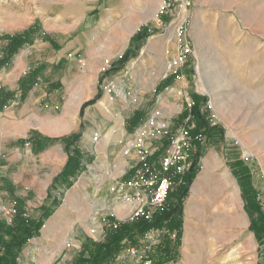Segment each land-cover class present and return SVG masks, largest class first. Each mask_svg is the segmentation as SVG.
Segmentation results:
<instances>
[{"label": "rangeland", "instance_id": "1", "mask_svg": "<svg viewBox=\"0 0 264 264\" xmlns=\"http://www.w3.org/2000/svg\"><path fill=\"white\" fill-rule=\"evenodd\" d=\"M84 1L0 0V14H37L44 22L72 23L79 27L78 33L87 35L103 30L107 24H121L104 20L97 11L87 17L80 14L77 8H82ZM51 5L58 8L56 12L51 13ZM70 6L76 12L68 15L63 9ZM137 7L133 32L152 33L139 56L101 85L107 106L101 107L100 102L91 106L85 112L89 121L83 123V128L79 112L72 113L77 124L72 136L93 157V163L87 165L69 190L53 193L61 205L46 220L40 236L25 246L18 264H73L88 241L104 240L108 218L128 222L138 214L150 216L157 211L155 181L149 185L139 181L136 169L145 157L143 152L154 154L164 148L166 140L172 136L177 139L182 130H187L178 117L190 109L194 94L207 98L205 116L224 135H213L200 150V171L193 188L199 176L215 163L219 170L209 174H228L231 186L238 188L239 177H235L232 167L235 161H241L250 167L253 175L250 178H254L264 205V0H139ZM255 42L262 50L256 48ZM86 43L90 41L87 39ZM152 44H160L164 50L159 61L148 55ZM183 44L190 46L191 54L184 65L172 69L170 65ZM86 53L81 50L77 57H85ZM115 56L104 61L102 73L112 67ZM91 79V73L80 78L81 82ZM92 80L94 85L95 79ZM163 80L171 84L155 97V90ZM137 111L142 112L144 121L131 133L127 120ZM15 129L5 126L7 132ZM139 134H143L142 143L136 142L141 138ZM21 144L5 143L7 152L3 156L8 158L6 154L12 153L13 148L22 149ZM192 146L189 151L179 152L180 157H188L179 164L181 173L185 164L193 162L190 155L197 154ZM175 152L173 145L169 146L164 157L175 156ZM9 162L15 164L10 174L13 180L19 164L14 157ZM40 171L42 181L50 182L47 175L53 173L52 168ZM156 173V178L164 177L163 173ZM77 185L81 187L69 200ZM192 190L184 209L190 205ZM252 198L250 203L255 201ZM47 199L45 187L31 191L0 176V221L12 223L18 200L28 216L38 218L43 206H54V200L47 202ZM176 239V231L166 227L152 230L135 245L128 244L113 264H161L160 250L167 244L170 251L164 253L168 256L175 252L165 264H183V259H178L184 249L183 240L176 245ZM206 257L197 264H206Z\"/></svg>", "mask_w": 264, "mask_h": 264}, {"label": "crops", "instance_id": "2", "mask_svg": "<svg viewBox=\"0 0 264 264\" xmlns=\"http://www.w3.org/2000/svg\"><path fill=\"white\" fill-rule=\"evenodd\" d=\"M138 2L139 0H85L83 7L77 8L85 17L97 11L104 20L121 21V24H107L103 30H95L90 35L78 33L79 27L69 22H44L37 14H0V101L5 105L0 109L1 177L31 191H41L45 187L48 191L47 202L60 200L54 196V192L69 190L61 184L54 187L52 184L67 163L66 142L75 136L72 134L77 124L72 113L79 112L83 120L80 128H83L85 121H89L85 112L91 106L99 102L101 107L107 106L101 85L106 80L113 79L127 63L139 56L145 44L132 42L137 35L133 29L137 24ZM57 9L55 6L50 11L53 13ZM63 11L68 15L76 12L74 6L64 8ZM26 32L28 34L24 35ZM75 34L78 36L75 37ZM80 34L82 35L79 36ZM14 36L27 38V43L8 58V37ZM87 39L89 44L86 43ZM81 50L87 51L85 57H77ZM128 51L131 57L128 61L120 58L117 60V57L126 55ZM161 51L164 52L160 44H152L148 55L159 61ZM114 55L113 70L103 75L101 69L104 61ZM85 73H91L92 79H95L94 85L92 79L81 82L80 78ZM170 84L163 80L155 90V97L158 90L168 88ZM95 99L98 100L88 105ZM138 112L127 120V128L131 133L135 129L133 130L130 122ZM16 123L19 125H14ZM5 126L16 128V131L7 132ZM18 141L23 144V148H13V152H8V158H5L3 155L7 151L3 145ZM74 142L85 156V167L79 178L87 165L93 163V157L79 146L75 138ZM44 144L47 147L38 151L37 147ZM163 149L165 148L161 147L157 152ZM13 157L19 167L12 180L10 174L14 171L15 164L9 160H13ZM218 167L215 163L213 168L206 169L199 176L195 187L193 188L194 184L190 187L187 198L193 188L192 199L184 209L187 198L185 199L182 214L180 239L183 240L181 245L184 249L178 254V259H183V264H197L206 255V264H264V205H261L262 196L257 184L253 182L254 178H250L253 176L251 169L244 162L235 161L232 168L235 177H239L238 188L233 184L231 186L229 177L228 184L221 186L223 188L203 186L206 174L219 170ZM40 168H52L53 173L47 175L50 181L47 184L42 181ZM80 187L77 185L70 192L72 198L69 200H73L74 193ZM252 197L255 201L248 205L246 198L253 200ZM252 223L256 231L251 229ZM166 262L164 260L162 264Z\"/></svg>", "mask_w": 264, "mask_h": 264}, {"label": "trees", "instance_id": "3", "mask_svg": "<svg viewBox=\"0 0 264 264\" xmlns=\"http://www.w3.org/2000/svg\"><path fill=\"white\" fill-rule=\"evenodd\" d=\"M28 32L24 33L27 35ZM151 32L142 31L133 37L132 42L142 45L150 36ZM10 40L8 51L6 55L8 58L17 53V51L27 43V38L23 39L19 36L8 37ZM130 51V50H129ZM128 53L121 59L128 61L131 57ZM113 68L106 70L103 75L111 72ZM161 91V90H160ZM159 92V90H158ZM98 99H95L89 104H93ZM207 105V98L198 94L193 95V103L190 109L185 110L180 116L178 122L180 125L190 128V136L192 140V150H197V154L190 155L193 162L189 168L179 173L176 168H171L168 172H163L161 161L166 155L167 149L171 145V138L164 143L163 150L154 153L146 160V164L155 169V172L163 173L171 182L168 191L167 199L164 206L158 209L150 216L141 215L132 221L118 222L114 218H108V225L105 227V238L102 242L88 241L84 246L82 252L78 255L73 264H113L118 258L119 254L127 245H135L139 238L146 236L149 232L163 227L168 228L171 232L176 231V245L179 244L182 233V214L184 201L189 194L191 185L193 184L197 174L199 173V159L201 156V149L207 143L209 138L213 135H224L223 130L217 126H212L210 120L205 116L204 107ZM5 105L0 101V109ZM138 112L132 119L131 125L133 130L138 127L143 121L144 116ZM74 137H70L66 142V152L68 160L62 172L54 178L52 187L55 185H62L66 189L73 186L74 181L78 178L85 167V156L80 149L76 147ZM47 147L46 144L37 147L38 151H42ZM138 167H141L138 166ZM248 205L250 201L246 198ZM19 206H16L15 214L11 224L0 221V264H18L25 246L34 238L40 236L41 230L47 219L53 214L56 207L60 206L61 201H54V206L42 207V214L39 218L28 216L25 212L21 201L18 200ZM253 206V205H250ZM249 208V206H248ZM264 220H262V223ZM252 230L256 231L254 224L251 226ZM264 232V227H262ZM259 236V235H258ZM169 244L164 245L161 252V264L164 260L169 261L170 255L174 252H164L169 250ZM163 252V253H162ZM166 256V258H165Z\"/></svg>", "mask_w": 264, "mask_h": 264}, {"label": "built area", "instance_id": "4", "mask_svg": "<svg viewBox=\"0 0 264 264\" xmlns=\"http://www.w3.org/2000/svg\"><path fill=\"white\" fill-rule=\"evenodd\" d=\"M191 54V48L188 44H183L180 47L179 53L177 58L171 63L170 68H175V67H180L182 65L185 64L186 59L188 58V56H190ZM187 130H182L180 133V137H178L177 139H175V136L171 137V145H173L174 151L175 152V156H166L163 158V160L161 161V167H162V171L163 172H168L171 168H177L178 172L181 173L182 171L181 166H179L180 163H183V161L181 160H185L184 163L186 162V160L188 159V157H180L179 156V152H182L183 150L189 151V149L191 148V144H192V140H191V136H190V131L188 128H186ZM145 133V132H144ZM139 143H142L139 142ZM145 157L143 158V160L140 162L139 166L141 165V167H137L136 169V176L138 178L139 181H143L146 185L152 184V182L155 181V188L157 189L155 198H154V203L155 205H157L158 209H161L164 206V203L167 199L168 196V191L170 189V181L167 177H161L160 179L156 178L154 174H157L155 172V169H152L151 166L146 164V160L152 156L153 154L151 153H144ZM190 164L187 163V165H184V172L189 168ZM129 185H133L132 182L129 183ZM138 216H140L138 214Z\"/></svg>", "mask_w": 264, "mask_h": 264}, {"label": "bare ground", "instance_id": "5", "mask_svg": "<svg viewBox=\"0 0 264 264\" xmlns=\"http://www.w3.org/2000/svg\"><path fill=\"white\" fill-rule=\"evenodd\" d=\"M140 133H143V132L140 131ZM139 136H141V138H138L136 142H141L143 140V134H139ZM203 179H205L204 182H203V184L201 183L203 186H209V187H211V186H218L219 188H223L221 186H226L228 184V175H226V174L217 175V176H211L210 174H208V175L206 174V176Z\"/></svg>", "mask_w": 264, "mask_h": 264}]
</instances>
